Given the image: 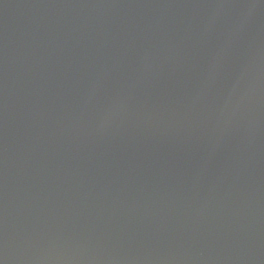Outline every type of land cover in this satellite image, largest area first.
<instances>
[{
    "label": "water",
    "instance_id": "1",
    "mask_svg": "<svg viewBox=\"0 0 264 264\" xmlns=\"http://www.w3.org/2000/svg\"><path fill=\"white\" fill-rule=\"evenodd\" d=\"M0 264H264V0H0Z\"/></svg>",
    "mask_w": 264,
    "mask_h": 264
}]
</instances>
